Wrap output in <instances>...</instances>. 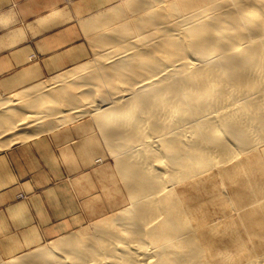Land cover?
<instances>
[{
	"label": "bare ground",
	"instance_id": "bare-ground-1",
	"mask_svg": "<svg viewBox=\"0 0 264 264\" xmlns=\"http://www.w3.org/2000/svg\"><path fill=\"white\" fill-rule=\"evenodd\" d=\"M122 1L82 22L95 60L0 97V152L90 114L129 205L48 247L8 255L0 242V264H264V220L247 202L264 181L239 160L264 142V0Z\"/></svg>",
	"mask_w": 264,
	"mask_h": 264
},
{
	"label": "rangeland",
	"instance_id": "rangeland-1",
	"mask_svg": "<svg viewBox=\"0 0 264 264\" xmlns=\"http://www.w3.org/2000/svg\"><path fill=\"white\" fill-rule=\"evenodd\" d=\"M121 1L111 0L109 5L97 9L94 14L85 19L89 20L100 13L108 12L125 2ZM85 19L79 21V62L12 93L14 97L36 90L38 86L49 82L54 76L68 74L80 62L95 60L96 57L92 48L93 41L88 39L81 28ZM9 95L0 93L1 98ZM75 120L69 119L70 123L62 128L66 130L68 126H72L71 130L67 132H43L38 136L36 135L35 139H27L0 152V242L8 255L13 252L17 254L27 253L39 245L48 247L58 236L70 235L84 229L88 230L90 227L93 229L100 220L129 205V191L127 187L125 188L112 153L104 143L103 136L100 135L99 131L95 129L91 132L88 127L92 121L91 115L85 114ZM93 147L95 153L93 156L90 154L87 157V153ZM82 153L84 154L82 155ZM63 156H65L64 159ZM239 160L244 161V165L250 166L249 172H247L251 173L250 181L252 180L251 176L255 173L257 180L252 176L254 179L251 182L261 183L262 179L264 181V142L260 143V146L258 145L250 154L240 155ZM249 160L253 163L251 164ZM245 161H248L249 165ZM242 172L244 173V171ZM243 173L238 172L237 174V188L241 187L244 179H248V174ZM243 175H246L244 179ZM260 179L261 181H259ZM259 183L257 184L259 185ZM220 186L222 190L225 189L223 190L225 194H223L224 198L227 197L225 198L227 201L231 195L230 186L228 183L226 186L225 182L221 183ZM257 193H255L256 196L250 194L249 196L256 198L252 197L249 200L251 197L248 196L247 202H250V207H253L255 211L263 213L264 193ZM259 204H263V206L258 207ZM237 209L238 206L235 209H229L235 211V217L239 216ZM260 212L258 216L260 215L259 217L264 220V213L261 214ZM253 229L255 231L261 230L258 225H255ZM242 230L241 227L238 231L242 232ZM242 234L248 244H251L252 241H248V235L244 231Z\"/></svg>",
	"mask_w": 264,
	"mask_h": 264
},
{
	"label": "crops",
	"instance_id": "crops-1",
	"mask_svg": "<svg viewBox=\"0 0 264 264\" xmlns=\"http://www.w3.org/2000/svg\"><path fill=\"white\" fill-rule=\"evenodd\" d=\"M110 2L0 0V21H10L9 27L0 23V93H15L78 63L79 21ZM57 11L58 22L37 23Z\"/></svg>",
	"mask_w": 264,
	"mask_h": 264
}]
</instances>
